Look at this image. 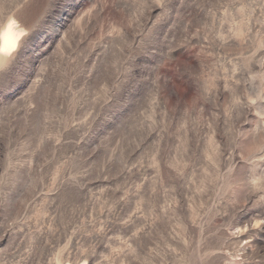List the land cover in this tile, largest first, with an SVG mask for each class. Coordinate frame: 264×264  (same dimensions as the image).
<instances>
[{"label": "rangeland", "instance_id": "374dc122", "mask_svg": "<svg viewBox=\"0 0 264 264\" xmlns=\"http://www.w3.org/2000/svg\"><path fill=\"white\" fill-rule=\"evenodd\" d=\"M0 264H264V0H0Z\"/></svg>", "mask_w": 264, "mask_h": 264}, {"label": "bare ground", "instance_id": "6f19581e", "mask_svg": "<svg viewBox=\"0 0 264 264\" xmlns=\"http://www.w3.org/2000/svg\"><path fill=\"white\" fill-rule=\"evenodd\" d=\"M17 34L10 26L5 29L1 35V48H12L16 44Z\"/></svg>", "mask_w": 264, "mask_h": 264}]
</instances>
